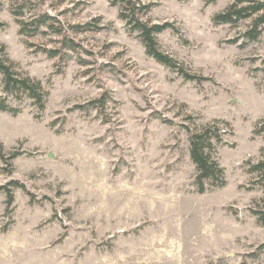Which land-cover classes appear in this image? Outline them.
Here are the masks:
<instances>
[{
  "label": "rangeland",
  "instance_id": "obj_1",
  "mask_svg": "<svg viewBox=\"0 0 264 264\" xmlns=\"http://www.w3.org/2000/svg\"><path fill=\"white\" fill-rule=\"evenodd\" d=\"M146 1L143 19L171 25L159 49L204 79L147 55L111 0H0V44L48 91L41 111H0V185H23L10 207L0 191V264H264V191L247 172L264 150V42H228L246 24L213 22L230 0ZM43 13L58 31L20 33ZM215 121L230 124L225 184L197 193L183 126Z\"/></svg>",
  "mask_w": 264,
  "mask_h": 264
},
{
  "label": "trees",
  "instance_id": "obj_2",
  "mask_svg": "<svg viewBox=\"0 0 264 264\" xmlns=\"http://www.w3.org/2000/svg\"><path fill=\"white\" fill-rule=\"evenodd\" d=\"M111 4L118 7V17L128 25L130 30L138 33L147 55L163 66L176 71L186 80L200 81L204 79L188 73L176 58L159 49L156 37L171 25L167 22L150 23L143 19V16L150 10L151 4L149 2L146 0H111ZM12 13L19 16L22 12L14 8ZM52 20L53 18L46 13L40 14L31 21L21 19L19 20L20 33L34 35L39 33L43 26L58 31ZM212 20L216 24L233 26L246 22L243 31L235 38L228 40L230 43L239 42L240 46H245L259 40L264 42V0H230V3L222 11L216 13ZM2 25L3 23L0 22V26ZM66 46L72 51L78 48V45L71 39H66ZM44 52L50 57L58 55L57 51L44 50ZM260 62L264 66V57L261 58ZM47 96L48 91L41 81L23 72L17 63L8 57L5 46L0 44V111L17 115L21 108L12 101L19 103L23 99L31 100L34 106L41 111L45 107ZM107 98L110 97L107 92H104L98 98L74 105L69 111H88L93 108H101L106 103ZM167 121L163 119V122ZM219 122L230 127L226 121H215L201 126L195 125L192 128L187 125L183 126L187 133L189 158L195 167L193 185L197 193H204L211 188L221 187L225 184L224 170L215 157L217 147L224 144L225 130L218 125ZM229 133H232L231 129ZM253 134H264V115L257 121ZM17 155L16 152H13L7 160L10 161ZM0 158L6 161V157L2 154H0ZM248 164L247 172L254 176L253 183L264 191V150L256 162H248ZM10 186L23 188V185L17 181H12L8 185H0V191L6 195L7 207L12 206L14 201L13 188ZM258 219L264 222V211L259 213Z\"/></svg>",
  "mask_w": 264,
  "mask_h": 264
}]
</instances>
